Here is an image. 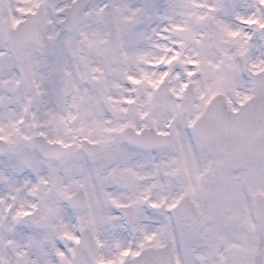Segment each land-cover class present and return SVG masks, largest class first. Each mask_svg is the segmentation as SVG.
Returning a JSON list of instances; mask_svg holds the SVG:
<instances>
[{
  "label": "flooded vegetation",
  "instance_id": "obj_1",
  "mask_svg": "<svg viewBox=\"0 0 264 264\" xmlns=\"http://www.w3.org/2000/svg\"><path fill=\"white\" fill-rule=\"evenodd\" d=\"M35 1L9 0L8 3L21 6L23 18L25 12L34 11ZM139 1L89 0L84 9V19L96 22L95 25H101L103 29L78 31L56 28L49 32L47 28L48 45L29 43L18 58L11 55L6 45L8 32L2 31L3 52L6 55L1 58L11 60L14 71L12 78H5L6 84L11 81L13 87L7 96L16 94L20 101L22 97L24 103L26 96L23 91L27 87L34 91V95L27 94L23 119L21 107L18 116L9 114L5 117L6 112L1 109L4 127L10 120L20 126L13 123L9 126L11 130L7 131L11 136L7 138L0 133V140L9 144L8 150L20 146L22 150L36 151L39 163L44 165L37 171L49 178L38 176L34 187L35 178L28 180L26 174H30L31 170L25 168V158L21 155L16 164L21 174L16 175L21 188L23 211H20L16 200L8 202L10 167L6 154H0V207L6 202V209H0V264H10V250L15 244L19 245L20 251L14 255L13 264H17L18 256L22 264H30L32 260L34 264H105V209H119L121 205L131 209L126 217L120 213L117 215L127 228L134 224V216L146 209L164 218L161 223L162 242H156V245L167 241L171 227L173 229L179 223L178 237L174 235V240L183 244L185 253H188L190 242H218L222 236L229 234L243 240L251 239L254 234L259 245L256 254L253 248L246 255L244 250L241 253L244 260L257 257L260 264H264V227L257 222L254 201L257 196H264V183L255 187L254 182H248L245 189L239 187L235 191L233 205L226 200L220 204L219 197L209 187L212 185L217 192L218 187L229 189V183L235 179L245 183L246 177L250 176L249 161H257L258 169L264 174V160L245 158L236 169L222 154L211 152L194 130V119L202 112L199 95L196 96V77L200 75L198 66L195 60L188 61L191 80H187L185 74L176 78L173 72L183 54L186 55V49H192L191 43L185 40L187 31L191 29L194 37L201 35L200 24L206 16L204 13H217L218 10L207 8L204 11L201 0ZM111 22L115 27L114 35H110ZM170 34L178 39L171 40ZM53 35L64 44L58 43V47L51 45ZM30 48L42 53V56L35 57L37 60L29 65L23 59ZM41 59H48L47 64H57L58 71L50 69L46 75H41L47 70L44 64V70L37 66ZM59 63L64 66H59ZM1 77H5L4 71ZM58 77L64 79V83L72 79L76 86L75 93L66 92V107L72 116L70 125L65 128L69 138L63 142L67 145L74 143L76 149L66 158H44L35 148L33 138L37 134L47 137V128L39 127L34 131L29 127L32 131L28 133L21 125L31 118L35 110L45 107L48 99L43 96L46 93L41 92H45L44 86H56ZM0 96H4L2 90ZM50 101L54 102L53 99ZM81 110L86 122L83 128L77 125V114ZM50 126L47 127L54 133ZM92 130L99 138L89 139L98 143L100 152L88 154L78 145L86 137L82 134ZM125 130L133 133L132 142L125 140L122 134ZM62 132L57 126L56 133ZM77 153H82L86 160L92 162L103 161V166H107L110 173L99 172L98 167L90 176V183L84 181L82 185L73 179L70 173L73 168H67L66 180L59 185L54 178V166L60 162L67 164ZM220 178L223 180L219 182ZM77 188H82L85 193L82 208L68 201ZM90 189L94 193L93 200L89 195ZM59 190L68 192L70 209L57 200ZM225 193L224 199L229 195V192ZM86 209H89L90 216L84 218L78 215L79 211ZM18 211L24 212L22 216L17 214ZM144 214L147 215V212ZM128 217L131 224L127 223ZM142 219L148 220L146 217ZM11 229L20 231L19 241L11 238ZM80 233L84 234L83 240H80ZM152 234L150 226L140 224L137 229H131L129 235L135 245L143 243L142 238L148 240ZM145 245H154V242H145ZM33 246L34 255L29 254ZM58 248L62 249L60 253ZM241 253H234V256ZM207 261L209 259L202 258L200 263Z\"/></svg>",
  "mask_w": 264,
  "mask_h": 264
},
{
  "label": "rangeland",
  "instance_id": "obj_2",
  "mask_svg": "<svg viewBox=\"0 0 264 264\" xmlns=\"http://www.w3.org/2000/svg\"><path fill=\"white\" fill-rule=\"evenodd\" d=\"M69 1L70 0H64L63 4L68 3ZM180 1L184 2L185 0ZM8 2L9 0H0V31L4 29L6 25L5 22H9V24H11L16 18L20 19L21 17V6L12 5ZM139 2L143 3V0H140ZM152 2H162V0H152ZM200 4L201 7L204 8V11L210 5H212L218 10V12L212 14L204 13L206 16L203 17L202 23L200 24L202 34L198 37L192 36L193 33L191 32V29L187 31L188 36L185 38V40L186 42L191 43L192 49H186V55L183 54L182 58L179 60V64L177 66L175 65L173 72L176 78H180V74H185L187 75L185 78L187 80H191L190 75H188V61L192 59L195 60L200 72V75L196 77L197 80L195 84L197 93L196 96L199 95L198 99L199 103H201V108H203L205 103L212 95L221 90L227 93L229 104L234 107L238 101L246 99L252 94V84L249 79L243 75L242 66L247 65L252 70H259L264 65V48L257 33L259 26L262 25L264 21V0H201ZM209 17L213 21L214 26L212 27H209L208 25ZM58 18L60 17L52 12L47 14V26L49 32H52V30H56V28H58V22H56ZM95 23L96 22H90L84 19V22L76 27L75 30L83 31L91 28H96L99 30L103 29L101 25L96 26ZM1 34L2 32L0 33V90L3 91L4 96H0V112L1 109L3 110V113L6 112L5 117H7L9 114H16V116H18V110L21 107L22 118L24 116H22V109L28 102L27 94L30 93L33 97L34 91L29 87L23 91L26 96V101L24 103L22 102L23 99L21 96V101L18 99V97H16V94H13V96L11 95L9 97L7 96L9 91H13V87H11V81H8L9 85L6 84L7 81L5 78H12L14 71L13 66H11L13 65L12 61L6 59H3V61L1 58L3 55H6L3 52L4 43L2 41L3 35ZM172 36V34L169 36L171 40L176 41V39H178L177 37ZM60 40L61 39L58 40V38L53 35L51 45L57 46L58 43L61 44L62 42H59ZM63 40L64 38H62V41ZM41 56L42 53L36 52L30 48L27 51L23 62L25 64H31L33 63L34 59L35 61L37 60L35 57L41 58ZM59 56L64 58L61 53H59ZM38 62L39 64H37V66H40L42 70H44L43 64L45 65V68H47V70H44L41 75H46L50 69L58 71L57 64H47L48 59H41L40 61L38 60ZM59 66L62 67L64 64L59 63ZM2 71H4L5 74L4 78L1 77ZM44 89L45 92L41 93H46L43 96L48 99V102L45 103V107L37 109L38 111L35 110L31 118L29 120L26 119L25 124L22 123L21 126H24L28 133L32 131L30 128L35 131V129L37 130L39 127H46V130H41H45L47 137L55 138L65 142L69 138V134L67 133L68 131H66L65 128L70 125V117L72 112L67 111L66 107V101L68 98L64 85V79L62 80L61 77H58L56 86H44ZM3 97L8 98V100L6 101ZM51 99H53V103H51ZM12 106L15 107V109L11 108ZM53 114L54 116H52ZM77 115H79L77 125L78 127L83 128L86 123L83 111ZM3 122L4 118L0 113V133H3L7 138H9L11 135L8 134L9 132L7 131L9 126H12L14 122L12 123V120H10L8 123L6 122L5 127L4 124H2ZM14 124L20 126V124H17V122ZM49 125H51L50 128L55 131L54 133H51L50 129L47 127ZM56 125L60 126V129L63 130L62 133H56ZM81 130L83 132V129ZM94 130L90 131L89 133L86 132L82 135H86L88 138L97 140V138H99L97 136L99 135L96 132L93 133ZM21 155L23 158H25V168L31 170L30 174H26L29 177L28 180L35 178L34 187H36L39 177L41 179H47L49 176L43 175L37 171L38 168H41L44 165L39 163L40 161L37 159L39 155L34 150H22L20 146H18L15 149H10V151L5 155V158H7L9 162V171L11 175L9 180L10 188L8 191L10 199L8 202L12 203L11 201L16 200L15 202L18 204L17 209L23 211V209H21L20 202L21 188H19L20 186L18 185L16 179V175H21L16 166V164L19 162L18 159L21 158ZM30 156L32 158H36L37 160H33L31 158V160L28 159ZM247 163L250 166V176L246 177L247 180L245 183H243L241 179H235L229 183V189L218 187L217 192L212 185L209 186L211 191L216 194V197H219L220 204L226 200L229 202V205H233L232 201H235V191H238L239 187L241 190L243 188L245 189V184L248 182H254L255 187L258 185L261 186L260 184L264 183V174L258 169V162L256 161L255 163H251V161H249ZM94 164H99V166H94ZM103 165V161L94 160V162H92L90 160H86L82 153H77L75 156H73L72 160H69L67 164L64 162L56 164L54 166L55 170L53 174L54 178L56 177L55 179L57 180V183L61 185L62 182L66 180V174L69 172L68 170L66 171V169L73 168V170L71 169L72 171H70V173L74 176L73 179H75L77 183L83 185L84 181L90 183V176L98 170V167L99 172L102 170V173H110L108 167ZM221 180H223V178H220L219 182ZM220 184L221 186L223 185L222 183ZM232 189H234V192ZM223 190H225L227 193L229 192V195L226 196V199H224L226 193L223 192ZM89 191L91 198H94V193L92 190L90 189ZM67 193L68 192L63 193V191L60 192L59 190L57 200L61 201L60 205H66L67 208H69V204L67 203ZM14 197L15 199H13ZM5 206L6 202L1 204L0 209H6ZM29 207H32V205H29ZM146 210L147 211L145 212H147V215L144 214L145 212H138L136 216H134V224L130 228L132 230L137 229L140 224H143L144 227L150 226L152 228L153 234L148 240L142 238L143 242H154V244L156 242L161 243V223L164 218L160 216V214L151 211V209ZM20 211L17 212L18 215L22 214ZM78 215L87 218L90 216L89 209L79 211ZM117 215L116 209H105V225L103 228L105 232L104 239L106 245L105 264H118L121 259H123V256L129 254L132 255L135 252L136 247H139L140 244H142L139 243L133 245L134 239L129 235L131 229L127 228L122 219L118 218ZM145 217L146 219L148 218L147 221L142 219ZM177 224L173 229L172 227L170 229L169 236L172 239H174V235H178L179 225ZM206 224H208L207 220ZM19 232V230L11 229L9 234L11 238H17L19 241L21 238ZM115 234L118 236L115 237ZM262 234L264 235V231ZM254 237L255 236L253 234L251 235V239L246 238L243 240H238V237L229 234V236H222V239H219L218 242H214L213 240H211L209 243L207 241H196L194 243L190 242L187 246L188 253H185L182 243H177V241H175L176 259L178 264H260L261 261L257 257L254 259L251 258L244 260L243 253H241L244 250V254L246 255V252L253 248V253L256 254V249L259 245H257L258 241ZM34 249L35 246H33L31 253L29 254L34 255ZM61 250L62 249L58 248L57 252L60 253ZM19 251L20 247L17 244L11 247L10 264H13L14 255L19 253ZM238 252L241 254H236V256H234V253ZM202 258H207L209 261L200 263ZM30 264H34L33 260L30 262Z\"/></svg>",
  "mask_w": 264,
  "mask_h": 264
},
{
  "label": "water",
  "instance_id": "obj_3",
  "mask_svg": "<svg viewBox=\"0 0 264 264\" xmlns=\"http://www.w3.org/2000/svg\"><path fill=\"white\" fill-rule=\"evenodd\" d=\"M87 0H75L71 7L61 10L66 18L62 20L63 28H68L78 24L83 15V8ZM53 0L51 6L57 4ZM50 4V3H49ZM43 8L32 20H25V26L15 29L13 46H23L27 41L36 43L46 42ZM31 23V24H30ZM260 36L264 44V28L260 29ZM248 76L253 81L255 94L245 103L241 104L236 111L226 108L224 98L221 100L216 95L208 104L203 115L197 119L195 126L198 135L203 142L214 151H221L226 160L237 161L241 157L257 155L264 156V68L252 73L246 70ZM219 101L220 104H217ZM34 143L43 156L61 158L70 154L74 148L72 145L62 146L59 143H49L44 138L37 136ZM7 147L0 143V152L6 151ZM82 192L74 195V202L81 205L83 202ZM264 206V203L261 204ZM123 212L125 209H122ZM264 223V209H258ZM126 214V213H125ZM171 242H167L163 247L146 248L141 253L130 260L128 264H175L173 247Z\"/></svg>",
  "mask_w": 264,
  "mask_h": 264
}]
</instances>
